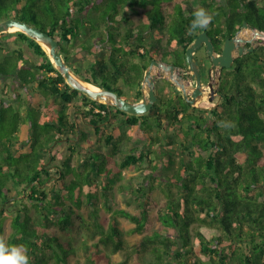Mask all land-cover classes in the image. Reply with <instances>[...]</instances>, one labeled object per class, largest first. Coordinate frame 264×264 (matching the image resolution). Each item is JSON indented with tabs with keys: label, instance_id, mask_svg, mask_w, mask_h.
<instances>
[{
	"label": "trees",
	"instance_id": "1",
	"mask_svg": "<svg viewBox=\"0 0 264 264\" xmlns=\"http://www.w3.org/2000/svg\"><path fill=\"white\" fill-rule=\"evenodd\" d=\"M200 7L212 15L205 30L220 44L244 21L264 31V0H0V21L15 17L47 32L77 74L128 98L117 83L139 88L160 53L177 56L180 64L204 30L189 33ZM131 14L139 17L137 24ZM5 35L13 33L0 34V49L7 51L0 59V236L25 246L30 264H47L46 253L54 264H113L117 252L125 256L118 264H264V46L224 69L216 109L187 110L188 103L177 108L166 80L154 115L134 116L72 90L47 51L24 33L14 32V41L26 43L40 62L2 43ZM75 53L93 61L76 64ZM15 81L28 94L24 109L12 103ZM71 107L79 114L73 121ZM118 116L122 126H136L148 138L146 150L117 154L126 133L114 136L106 127ZM62 141L66 154L59 160L52 148ZM160 163L166 166L158 177ZM134 168L143 170V182L130 189L137 208L131 214L114 207L111 181ZM156 182L162 185L161 202L152 197ZM11 200L17 209L5 237V204ZM101 200L111 212L107 228L96 220ZM83 206L92 209L91 223L79 215ZM75 215L86 228L94 227L92 237L99 235L87 246L86 263L73 261ZM118 216L134 223L129 233L140 236L129 248Z\"/></svg>",
	"mask_w": 264,
	"mask_h": 264
},
{
	"label": "water",
	"instance_id": "2",
	"mask_svg": "<svg viewBox=\"0 0 264 264\" xmlns=\"http://www.w3.org/2000/svg\"><path fill=\"white\" fill-rule=\"evenodd\" d=\"M11 28H17L16 31L24 33L43 48H46L44 49L47 51L51 63L72 90H76L94 101L102 102L108 107H115L128 115L142 116L148 114L153 109V106L158 99L154 89L158 77H163L175 84L178 89L183 92L185 98L187 97L185 81L177 74V71L180 70V68L176 64H166L152 59L148 68L145 70L143 81L141 83L142 97L139 101H133L119 96L113 90H108L104 87L90 83L77 74L72 67L66 63L62 54L59 52L57 39L37 26L15 17L0 21V34L10 32ZM242 28L252 31L255 35H261V38L264 39V31L253 28L245 21L242 24ZM253 39H255L254 35L245 39L238 32L234 37L226 39L221 53L216 54L210 36L207 35L205 31H202L197 35L185 51V58L188 67L185 71L189 75V80L196 83L195 87L191 88V99L189 102L192 106L198 107L199 103L206 98L207 101L213 102L216 94V90L210 82L209 88L211 92L209 93V97L202 96L199 64L194 58L195 52L201 47V45L203 44L205 46L207 55L210 57L212 63L209 73L215 74L219 68L231 67L237 56L241 57L245 52L252 51L254 48L253 46H250L245 50L242 43H252ZM154 68H157L156 71H158V73L162 74L164 72L165 74L159 76ZM89 84L96 86L97 89L90 88Z\"/></svg>",
	"mask_w": 264,
	"mask_h": 264
},
{
	"label": "rangeland",
	"instance_id": "3",
	"mask_svg": "<svg viewBox=\"0 0 264 264\" xmlns=\"http://www.w3.org/2000/svg\"><path fill=\"white\" fill-rule=\"evenodd\" d=\"M257 2H261V0H257ZM131 18L135 22V24H137L140 21L139 17L135 16L133 14H131ZM10 32H12L13 35L1 36V42L2 43H7L9 48L21 47L23 49L25 57L33 60L36 63L41 61V59L33 53V51L27 46L26 43L14 41L16 38V35H14V32H16V30H13ZM243 34H245L246 36H249V35L251 36V33L248 31L247 32L244 31L243 33H241V35H243ZM154 35L155 36H153V37L159 36L158 33H154ZM244 38H246V37L244 36ZM253 41L254 42L260 41V42L264 43V39H261V38H256ZM5 54H7V51L0 49V59ZM73 57H74L73 61H75L76 64H78V62H83L84 64H88V63L93 61V58L90 57L89 55L85 54V53H75L73 55ZM182 61L186 63V61L184 60L183 57H182ZM154 69H155V71L157 70V68H154ZM156 72L158 73V71H156ZM164 74H165L164 72L162 74L158 73L159 76H163ZM213 77L214 78L218 77V72H216V74H213ZM13 86H14V90L10 94L12 97V103H14L16 105H22L23 106V102H24L25 98L27 97L26 95H28V94L26 93L25 89L22 87V85L19 81H15ZM127 88H128V90L134 89V87H132V86H128ZM127 88L125 87L124 89H127ZM130 92H131V90H130ZM130 95H131V97H133V95L131 93H130ZM19 98H21L22 100H19ZM77 103L79 104L80 100H75L74 104H77ZM22 109H24V106L22 107ZM69 114H70V119L72 121L76 120L77 115L79 116V114H77L74 111L73 107H71L69 109ZM149 115L153 116L154 114L150 113ZM161 117H162V122L165 125V123H166L165 117H163V115H161ZM86 124H87V122H82L80 126L87 128ZM111 124L112 125H110L109 127H106V129L111 131L114 134V136H118V135L122 134V132L126 133V136L124 137L123 141L120 143L119 150L117 151V154H119V156L123 157L129 151H133V152L137 153L140 150H146L148 148V146H149L148 138L145 135H143L142 132L136 126H134L133 128H128L126 125L122 126V124H124V123H123L120 116H118V118H115ZM183 128H185V127L183 126ZM155 130H156V127H153V131H152L153 134H156ZM172 132H173V130L171 131V133ZM77 135L78 134H71V137L73 139H76ZM157 135L162 137L163 131H160V132L158 131ZM92 138L94 139V137H92ZM181 138L182 137L179 135L176 136V139H178L180 141H181ZM52 151L54 153H56V155H58L57 157L59 158V160L62 159L66 154V143L63 141L55 143L53 148H52ZM106 151H107V149H106ZM17 153L18 152L16 150V154ZM175 157H178V154H176ZM51 162H50V164H51ZM155 162L158 163L159 161L156 159ZM52 165L55 166L56 164L54 162H52ZM145 166H147V163H145ZM165 166H166L165 163H160V166H159L158 170L156 171L155 175L158 177L162 176L163 175L162 173H164V171H165V169H164ZM121 175H122V177L120 179H118L116 181H114V180L111 181L114 183L113 187L115 189V192H114L115 205H114V207L119 208V209H123V210H125L131 214L137 213V208L134 205V203H132L131 195L129 192H130L131 187L138 186L143 182L142 181L143 180L142 179L143 178V170H141L140 168L124 170ZM48 184H51V183L49 182ZM121 185L125 188V191L119 192L118 188ZM155 186L156 187L153 191L152 197L155 200H157L158 202H161L164 200V197H163V194L161 191L162 185H160L156 182ZM100 204L101 205H100V209L98 211L96 220H98V222L104 228H107L109 225V222H110L111 212L106 210V208L103 205L104 203L102 200L100 201ZM5 206H6L7 211H8V217H7L5 224H4L5 237H7L8 235H10V233H12V228L10 226V220H11L10 217L13 215V211H15L17 209V207L13 203V200L7 202L5 204ZM79 215H82L84 218H86L89 221V223H91L94 220V214H92V209L90 206H83L81 209V213ZM117 221L119 223L120 228L124 232V235H123L124 244L126 247L129 248L130 246L133 245V243L140 236L132 235L129 233V231L134 227V223L130 222L127 218L118 216ZM74 222H75V226H76V232H74V236L72 237V246H74L76 254L73 257V261H79L81 263H86V258H87V254H88L87 246L92 245L95 242H97L99 235H96V236L94 235V237H92L91 233L94 230V227L90 226L89 228H86L83 225V223L81 222V220L78 219L77 215H75ZM85 243H87V245H85ZM99 248H100L101 252L110 253V251H111L110 248L103 247L102 245H100ZM45 256H47L49 259V262L47 264H54V259H52V257L50 258L51 253H46ZM124 257H125L124 252H117V253L111 254L112 263L118 264L119 262H121L124 259ZM130 264H133V263L130 262Z\"/></svg>",
	"mask_w": 264,
	"mask_h": 264
},
{
	"label": "flooded vegetation",
	"instance_id": "4",
	"mask_svg": "<svg viewBox=\"0 0 264 264\" xmlns=\"http://www.w3.org/2000/svg\"><path fill=\"white\" fill-rule=\"evenodd\" d=\"M262 1L263 0H261V2H258V4L259 5L262 4ZM202 31H205L207 33V35L210 36L211 41H212V44H213L214 51H215L216 54H219L222 51V48H223V45H224V42H225L226 39H229V38L234 37L238 32L241 35V33H243L245 31V29H243L242 28V25H241L240 27H238V29L235 31V33L231 37L225 38L221 44L218 42L217 37L213 36L211 32H210L211 34H209L208 31H210V30H205L204 29ZM202 31H200V32H202ZM155 33H157V32H155ZM197 35H196V37H197ZM159 37H160V35L158 37H154V38H159ZM245 37H246L245 39H248L251 36L250 35L249 36H246L245 35ZM242 45L244 46V49L245 50H247L250 46H253L254 47L252 51L245 52L242 55V56H244L247 53L253 52L256 48L261 47V46H264V43L263 42H260V41H258V42L252 41V43H248L247 42V43H242ZM194 58L198 61V64H199V75H200V80H201L202 96L203 97H209V93L211 92L210 91V88H209V84L211 82L212 85H213V87L216 90V94H215V97H214V101L213 102L207 101V98H206L204 101H202V102L199 103L198 107L192 106L190 104L189 100L191 99V96H190L191 95V88L195 87L196 83L189 80V75L185 71V69L188 68L187 67V63H185V62H183L181 60L180 61V64H178L177 56H174V55L164 56L163 53H160L159 55L156 56L155 60L160 61L162 63H166V64L173 63V64H176L177 66H179L180 70L177 71V74L180 75L183 78V80L185 81V86H186V89H187V95H186L187 97L185 98L183 92L180 91L175 84H173L169 80H167L165 78H162V77H158L157 78V80L155 82V88L154 89H155V92L157 94V91L163 85V81H166L167 80V81H169L173 85V87H171V89H172L173 98H175V104H176L177 108H179V106H181V105L184 106L186 103H188L190 107H188L187 110L197 109L199 111H207V112H209V111H212V110L216 109L217 106H218V104L221 102V100L223 98V94L221 92L222 91L221 84H222V82L224 80L223 79L224 69H228V68H219V69H217L216 72H218V77L214 78L213 77V74H210L209 73V70L211 68L212 63L210 61V57L207 55L206 48H205V46L203 44L195 52ZM237 58H239V56H237L234 59V62L231 65V67L235 64V60ZM184 60L186 61V58L185 57H184ZM148 66H147V68H148ZM145 70L143 72V76H142L141 83L143 81V77H144ZM131 74L132 75H135V73L133 71L131 72ZM141 83H140L139 88L134 87V89H129L128 90V88H127L128 85H124L121 82H118L117 83V88H120V90H122L123 93H125L126 95H128V98H125V97H123V98L129 99V100H133V101H139L141 99V97H142V94H141ZM125 87L127 89H124ZM130 90H131V92H130ZM137 90L140 91V99L139 100H135V94H136ZM130 93L133 95V97H131Z\"/></svg>",
	"mask_w": 264,
	"mask_h": 264
},
{
	"label": "clouds",
	"instance_id": "5",
	"mask_svg": "<svg viewBox=\"0 0 264 264\" xmlns=\"http://www.w3.org/2000/svg\"><path fill=\"white\" fill-rule=\"evenodd\" d=\"M193 16L189 33L196 29H206L213 19L203 7L197 8ZM0 264H30L27 248L23 245H10L3 236H0Z\"/></svg>",
	"mask_w": 264,
	"mask_h": 264
},
{
	"label": "bare ground",
	"instance_id": "6",
	"mask_svg": "<svg viewBox=\"0 0 264 264\" xmlns=\"http://www.w3.org/2000/svg\"><path fill=\"white\" fill-rule=\"evenodd\" d=\"M13 30H17V28H11L10 29V31H13ZM246 32L248 31V32H250L251 33V36H253L254 35V38H261V35H258V34H254L252 31H249V30H245ZM242 36H245V34H243ZM45 48V47H44ZM46 49V48H45ZM89 87L90 88H92V89H97V87L96 86H94V85H92V84H89Z\"/></svg>",
	"mask_w": 264,
	"mask_h": 264
},
{
	"label": "built area",
	"instance_id": "7",
	"mask_svg": "<svg viewBox=\"0 0 264 264\" xmlns=\"http://www.w3.org/2000/svg\"><path fill=\"white\" fill-rule=\"evenodd\" d=\"M102 113H104V112L102 111Z\"/></svg>",
	"mask_w": 264,
	"mask_h": 264
}]
</instances>
